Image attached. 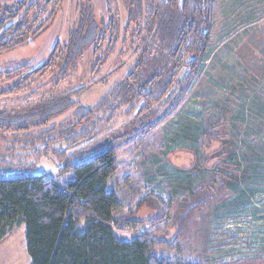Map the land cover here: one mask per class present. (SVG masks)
Segmentation results:
<instances>
[{
    "label": "trees",
    "instance_id": "16d2710c",
    "mask_svg": "<svg viewBox=\"0 0 264 264\" xmlns=\"http://www.w3.org/2000/svg\"><path fill=\"white\" fill-rule=\"evenodd\" d=\"M61 1L46 0L32 21L29 15L39 9L30 0H18L0 12V54L39 35ZM212 1L128 0L124 40L131 42L136 59L124 79L91 107L74 100L89 89L85 86L49 98L44 87L35 88L40 89L37 93L31 88L56 69L58 79L67 83V77L78 75L89 49L98 59L95 71L101 68L115 49L111 41L121 27L119 11L111 7L99 24L91 5L80 7L66 44L56 43L43 66L0 71V98L31 94L22 107L0 108V140L9 144L0 155V242L15 227L25 226L32 264H186L181 256L162 253L168 242L150 231L168 220L165 205L148 197L131 213L117 217L124 196L109 181L118 175L119 152L151 141L201 76L211 40ZM48 9L52 14L41 20ZM106 38L112 44L104 56ZM69 112V118L57 122ZM40 148L60 163L57 174H34L36 165L8 162L18 151L40 153ZM216 185H206L208 192L201 191L204 199L197 205L216 199ZM196 189L201 193V185ZM146 205L158 212L140 221L135 216ZM186 218L180 221L182 230ZM132 229L138 231L132 242L117 236Z\"/></svg>",
    "mask_w": 264,
    "mask_h": 264
},
{
    "label": "rangeland",
    "instance_id": "374dc122",
    "mask_svg": "<svg viewBox=\"0 0 264 264\" xmlns=\"http://www.w3.org/2000/svg\"><path fill=\"white\" fill-rule=\"evenodd\" d=\"M17 1L0 0V12ZM45 1L30 0L39 10L29 15V21L45 7ZM87 4L95 9L98 24L107 19L110 7L119 11L121 27L111 41L116 43L112 55L96 73L98 59L89 49L80 60L78 75L67 77V83L58 79L56 69L31 91L37 93L40 89L35 88L42 86L49 98L85 86L89 89L74 100L86 107L98 103L124 79L136 59L131 42L124 40L128 0H62L39 35L0 54V71L26 64L33 69L43 66L56 43L66 44L78 24L80 7ZM212 4L211 40L201 76L151 141L119 152V172L109 186L124 196V209L117 217L134 211L144 198L156 197L165 205L168 220L150 230L168 242L162 253L181 256L186 264H264V0H213ZM51 14L48 9L41 20ZM111 42L106 38L102 43L104 56ZM30 95L1 97L0 108L22 107ZM1 141L0 155L9 146ZM39 150L18 151L7 159L36 165L34 174H57L60 163L51 153ZM223 181L226 184L220 188ZM214 182L219 187L213 186L218 190L216 199L201 202L202 192L209 189L206 185ZM200 185L202 192L196 194ZM197 200H201L199 205ZM157 212L155 206L146 205L135 218L150 220ZM185 215L182 230L180 221ZM117 236L132 242L138 231ZM0 264H32L25 226L15 227L0 242Z\"/></svg>",
    "mask_w": 264,
    "mask_h": 264
},
{
    "label": "water",
    "instance_id": "95a60500",
    "mask_svg": "<svg viewBox=\"0 0 264 264\" xmlns=\"http://www.w3.org/2000/svg\"><path fill=\"white\" fill-rule=\"evenodd\" d=\"M20 1H24V0H20Z\"/></svg>",
    "mask_w": 264,
    "mask_h": 264
}]
</instances>
